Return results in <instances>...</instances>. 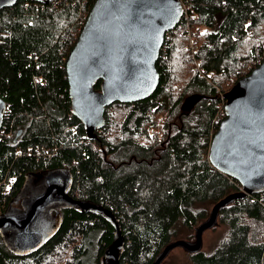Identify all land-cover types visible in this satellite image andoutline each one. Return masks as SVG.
I'll list each match as a JSON object with an SVG mask.
<instances>
[{
  "label": "trees",
  "instance_id": "16d2710c",
  "mask_svg": "<svg viewBox=\"0 0 264 264\" xmlns=\"http://www.w3.org/2000/svg\"><path fill=\"white\" fill-rule=\"evenodd\" d=\"M94 1L20 0L0 10L1 212L28 174L66 167L71 199L117 218L118 264H157L176 244L185 264H264V191L217 208L223 231L211 250L196 231L220 200L241 191L211 165L208 147L224 118L223 94L264 58V0H181L187 13L164 35L156 89L106 106L104 126L89 139L69 110L65 60ZM190 39L202 71L193 69ZM57 223L28 254L0 235V264H103L114 236L103 216L66 207ZM181 230L188 237L173 240Z\"/></svg>",
  "mask_w": 264,
  "mask_h": 264
},
{
  "label": "water",
  "instance_id": "95a60500",
  "mask_svg": "<svg viewBox=\"0 0 264 264\" xmlns=\"http://www.w3.org/2000/svg\"><path fill=\"white\" fill-rule=\"evenodd\" d=\"M17 1L0 0V10ZM25 1L47 4L53 0ZM181 18L180 0L94 1L65 60L69 110L89 139H95L104 126L106 106L116 101H141L154 92L159 80L156 61L164 35ZM98 81L100 88L95 90ZM223 97L224 118L211 137L208 160L216 170L238 181L241 191L220 200L209 219L197 228L200 246L201 233L213 226L219 206L264 191V58ZM184 104L191 106L192 99L187 98ZM5 107L0 98V127ZM71 184L72 173L66 167L28 174L0 214L5 245L24 254L35 251L57 230L58 216L50 219L46 212L55 198L62 197L66 200L63 208L101 215L112 225L113 241L102 259L103 264H118L123 239L117 218L102 205L71 199ZM26 188L30 191L28 205L13 208L11 204Z\"/></svg>",
  "mask_w": 264,
  "mask_h": 264
},
{
  "label": "rangeland",
  "instance_id": "374dc122",
  "mask_svg": "<svg viewBox=\"0 0 264 264\" xmlns=\"http://www.w3.org/2000/svg\"><path fill=\"white\" fill-rule=\"evenodd\" d=\"M194 67L197 68L195 62L193 69ZM11 205L13 208H16V206H14L13 203ZM222 231H223V226L216 219L212 227L206 228L202 231L200 236L201 248L204 251L211 250L214 247L215 243L217 242ZM188 233H189L188 230L178 231L176 236L173 237V240L186 239L188 237ZM186 261H187V253L185 252V249L182 246L176 244L173 245L172 248H170V250H168L165 256L157 264H185ZM85 264H97V263H94L92 259H90V257H87V261L85 262Z\"/></svg>",
  "mask_w": 264,
  "mask_h": 264
},
{
  "label": "flooded vegetation",
  "instance_id": "af4514ba",
  "mask_svg": "<svg viewBox=\"0 0 264 264\" xmlns=\"http://www.w3.org/2000/svg\"><path fill=\"white\" fill-rule=\"evenodd\" d=\"M20 189H21V187H20ZM29 198H30V191L27 188L23 189L20 196L13 202V205L16 206V209H17V207H20L18 209H22L24 205L25 206L28 205ZM65 203H66V200L64 198H62V197L55 198L54 204L52 206H50L48 208V211L46 212L48 217L50 219H51V217L56 219V216H58L59 213L61 212V210L63 209L62 205ZM6 232L7 231H5L3 234L5 235ZM5 237H6V235H5ZM4 243H6V242H4Z\"/></svg>",
  "mask_w": 264,
  "mask_h": 264
},
{
  "label": "built area",
  "instance_id": "2783aa9c",
  "mask_svg": "<svg viewBox=\"0 0 264 264\" xmlns=\"http://www.w3.org/2000/svg\"><path fill=\"white\" fill-rule=\"evenodd\" d=\"M23 1H25V0H23ZM32 2H34V1H32ZM180 2H181V0H180ZM36 5L37 4H39V3H37V2H34ZM28 3H27V1H25V3H24V5H27ZM181 4H182V15H185L186 13H187V11H186V7L184 6V4L181 2ZM197 30H198V28H197ZM192 40L190 39V43H189V45H188V51H189V54L192 56V58L194 59V62L196 63V66H197V68L196 67H194L195 69H199L200 71H202L201 70V68H200V64H199V61H198V59L196 58V57H193V54H195L196 53V51H195V49H194V47H193V44H192ZM166 45V42H163L162 43V46H161V48L160 49H162L163 51H164V46ZM163 59V57H160V60H162ZM7 187H9V185L7 184ZM6 191H7V189H6V187L4 188V193H6ZM3 203H1L0 204V214L1 213H3V211L1 212V210H2V208H3ZM5 210V209H4Z\"/></svg>",
  "mask_w": 264,
  "mask_h": 264
}]
</instances>
